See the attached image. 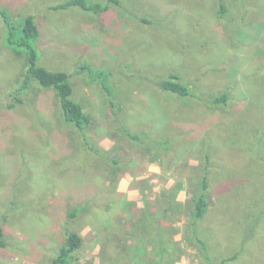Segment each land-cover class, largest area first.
<instances>
[{
	"label": "rangeland",
	"instance_id": "obj_1",
	"mask_svg": "<svg viewBox=\"0 0 264 264\" xmlns=\"http://www.w3.org/2000/svg\"><path fill=\"white\" fill-rule=\"evenodd\" d=\"M62 1L0 0V264H52L64 228L84 241L68 264H146L148 251L126 254L128 222L178 186L173 264H207L206 252L211 264L234 255L224 264H264V0H117L101 17L51 9ZM27 17L39 28L38 64L70 74L73 98L92 119L85 136L36 82L23 105L6 109L24 71L6 43L9 23ZM83 64L109 73L113 109L102 81L78 71ZM174 72L189 97L157 88ZM224 92L225 104L210 102ZM204 155L212 180L197 232L205 249L188 228ZM153 164L162 175L129 185L140 196L130 208L121 180Z\"/></svg>",
	"mask_w": 264,
	"mask_h": 264
},
{
	"label": "trees",
	"instance_id": "obj_2",
	"mask_svg": "<svg viewBox=\"0 0 264 264\" xmlns=\"http://www.w3.org/2000/svg\"><path fill=\"white\" fill-rule=\"evenodd\" d=\"M111 3L118 6L117 0H108V4L104 5L99 3L91 4L88 0H66L53 5L51 9L54 11L78 9L83 12L94 13L101 17L103 13L109 10ZM221 10L219 15L222 16L226 11L222 4ZM9 24V35L6 43L17 57L24 58V71L22 73L23 82L20 85V89L9 95L11 101L6 104V109L11 111L23 105L24 100L22 101L21 98L22 93L28 89L30 81L36 82L43 89L53 93L59 105L63 123L76 129L80 134L82 133L85 136L84 133L89 131L92 126V119L86 114L83 105L73 98L74 89L70 81V74L65 71H51L38 64L37 40L40 33L32 17H27L20 22L13 21ZM85 69L90 73L92 80L97 78L102 81L103 89L110 98L109 87L105 82L108 80L109 73L103 71L93 73L85 64H83L78 71L82 73ZM155 84L160 91L173 95L180 100L190 95L188 87L181 81L180 74L176 72L170 73L165 79L156 81ZM227 99L228 96L224 92L210 102L213 105L225 104ZM113 105L114 103L110 98L109 106L111 109L114 108ZM127 136L128 140L132 137L130 135ZM87 147L89 146L87 145ZM263 154L264 149L261 150L257 160H260ZM202 160V176L199 180L196 192H194L193 197L191 196L190 199L193 206L190 213L188 228L196 241L205 249L202 239L198 236L197 227L198 223L203 220L208 212L207 195L212 175L208 173L211 164L209 156L204 155ZM20 162L23 164L22 155L20 156ZM109 163L112 165L111 162ZM178 190H180V186H178V189H174L173 192L168 190L170 198L167 201H164L162 197L153 199L156 203L152 202L147 204L143 210L139 211L140 213H135V216H131L132 220L128 222V224L131 225L134 245L131 249L129 245L124 248L126 251L130 249V253H126L129 257L136 259L138 256L145 255L148 251L150 256L146 264H173V257L176 252L174 238L177 235V230L174 228L173 221H171L172 219H170V214L172 213L171 211L175 209L174 205L178 204L175 200V192ZM255 193L260 194V191L258 193V187L254 191V194ZM128 206L130 208H135L134 202H128ZM76 215V212H72L67 214V218L71 220ZM64 231V244L59 248L58 253L52 260V264H68V261L72 258V254L81 249L83 245L84 241L79 233L67 228H64ZM4 247V231L0 226V249ZM236 258L237 256L235 255L231 258H226L221 261V264L233 261ZM205 259L207 264H211L207 252ZM141 260L142 261L136 260V262L142 263L144 261L142 258Z\"/></svg>",
	"mask_w": 264,
	"mask_h": 264
},
{
	"label": "crops",
	"instance_id": "obj_3",
	"mask_svg": "<svg viewBox=\"0 0 264 264\" xmlns=\"http://www.w3.org/2000/svg\"><path fill=\"white\" fill-rule=\"evenodd\" d=\"M137 161L138 164L141 163V161L139 163V159ZM150 175H153L154 177L151 178ZM160 175H162V170L157 164L149 165L145 172L143 170L137 171L134 174L126 173L118 186L117 192H121L122 194L124 193L128 201H137L140 197L138 191L135 188H130L129 185H136V183H141L137 187L149 186V184H151V182H153ZM147 190H149L148 187H146V192L144 193H147ZM184 197L185 195L180 196L179 200L183 199Z\"/></svg>",
	"mask_w": 264,
	"mask_h": 264
}]
</instances>
